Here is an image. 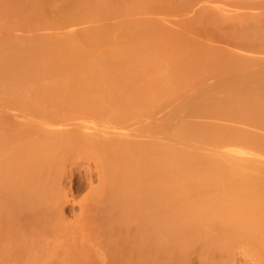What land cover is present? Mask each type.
Masks as SVG:
<instances>
[{
	"label": "bare ground",
	"instance_id": "1",
	"mask_svg": "<svg viewBox=\"0 0 264 264\" xmlns=\"http://www.w3.org/2000/svg\"><path fill=\"white\" fill-rule=\"evenodd\" d=\"M126 1H128L130 5L128 6L124 15L127 12L136 14L134 13V10L136 8L138 9V7H140L142 11H144V9L147 10V7L149 6L148 4H151L149 3L150 0H146V1L126 0ZM152 1L154 3L157 2L154 0ZM218 1H220V4L219 2L218 4H215V6L217 5V7L218 5L222 6L223 3L225 4L224 0H218ZM146 3L148 6L146 5ZM163 3L161 6L158 3L157 5H159V7L162 6L165 7L166 2L165 4ZM226 3H228V0L226 1ZM229 3L230 5L227 4L226 5L228 7L230 6L233 7L234 12L235 9L238 10V12H235L236 16L234 13L232 14V11H230L231 13L227 12L229 11V9L232 10L231 7L227 9L226 6L224 7L222 6L223 10L225 11H223L222 8H218L221 11L218 10L219 17L215 18L217 25L219 26L222 22L224 23V21L226 20H228V23L229 20L231 21L235 20L236 22L238 21L237 23H235L237 25L238 23L241 24L244 23L243 25H238L240 30L239 31L237 30L239 32L237 33V36H239V39L243 38L242 39L243 42L241 43L244 45L245 48L242 46L244 50H242L243 48L242 49L239 48V49L242 50V52L245 51V49L247 50L246 52L258 53V54L260 52V54L262 55V53H264V0H231ZM155 4L153 5L152 3V6H149L148 9H150V7L157 8ZM145 5L146 8L142 9V7H145ZM172 5H174L173 7H175L178 4H170V9L172 8L171 7ZM180 7L182 8V6ZM188 8L189 7H187V9ZM140 9H138V11L136 10L139 14H140L139 12ZM173 9L176 8H172V10ZM240 9H243L244 11L241 10L242 12H239ZM204 10L209 11V9L206 10L205 8H203L202 11L204 12L203 14L207 13ZM245 10H249V12ZM252 10L253 11L256 10V11L253 12ZM150 11L152 10L150 9ZM150 11L148 12L150 13ZM57 12L58 14H61V16L59 15L61 20L59 19L58 24L61 23V25L63 26L65 23L67 24V27L69 24H73V25L75 23L80 24V22H83L86 19V17L90 16V11L85 10L84 2L82 0H66L65 4L60 6ZM211 12H213V10ZM177 13L180 14L178 10ZM237 13L238 14L240 13V15H237ZM200 17L201 15L199 16V18ZM199 18L198 20L200 21L201 19ZM131 20L132 19H130V21ZM143 20L141 19V21ZM182 20H184V18ZM190 20L191 19H189L188 22ZM205 20L207 19H204V21ZM134 21L136 22V19H134ZM169 22H167L165 25H169L168 24ZM132 23L134 24V22L131 21L128 25L126 24L125 26L122 27L123 30L126 32V35H124L123 39L125 38V36L127 39L128 37L127 32L133 29ZM181 23L183 24V22ZM228 23L227 25H229ZM232 24L235 25L234 22ZM61 25L60 27H62ZM138 25H140V23ZM154 25L155 23L153 24V27ZM161 25L160 27L162 28L163 26H165V25L162 26ZM174 25L175 24L171 26L170 24V27L172 28L174 27ZM143 26L145 25L143 24ZM155 26L156 27L152 28V30L154 29L153 32L150 31V29L147 30V28H140V30L135 29V30H139V32L143 31L142 33L137 32L140 37L142 34V39H140L139 37L137 38L138 35H136L135 33L133 36L135 37V40L136 39L137 40L134 41L133 40L134 37L133 38L130 37L134 43H129L128 41L129 37H128L126 41L129 44H132V47L131 45L130 47L126 46L128 45V43L125 41L124 45L127 48L125 46L121 47L120 44L121 49L119 50L115 51V48H113L114 51H112V49L108 50L109 49L108 48L107 49L108 51L106 50L105 52L103 50L104 51L103 52L101 50V52L99 53H91L90 51H85V50L82 51L80 50V48L79 50H76L77 48H75L74 45L73 48L75 50L71 49L72 47L70 48L71 50H67L65 49L66 48L65 47L64 48L66 50L65 51L62 48L63 46L61 48L60 46L57 47L58 46L57 44H60L59 41H57V39H56L57 42L55 41L57 44H55V42L52 43L50 40L45 38L46 36L44 35H43L44 38L40 36V38L38 39L37 37L34 39L33 38L34 35L32 37L33 39L30 38L31 35H28L30 37L27 38L25 37L26 39L24 40V38L22 37L24 34H20L22 35L21 37L23 38V40L20 37L19 41H18V37L20 35L19 36L16 35L17 40L16 39L14 40L13 38L14 41H11L10 39L8 41L7 40L2 41L1 40L2 38L0 37L1 40L0 41V99L6 100L5 101L6 103L4 105L8 108V110H6L7 108L3 110L4 106H2L0 102L1 104L0 107H3L1 108V110H3L2 112L6 114L7 112H12L15 109H17V112L19 114H23L27 112L29 116H34L33 118H36L35 116H38L37 118L40 117V120L46 119L49 121V123L34 122L35 124H38V125L35 124L34 125L39 127V124L40 125L43 124L42 125L43 127L44 124H46L48 125V127L46 126L47 129L46 127H43L45 130H48V128H50L49 130H51V127L55 125L53 126V128L55 127V129L52 128L53 130L48 132L49 135L50 134L52 135L50 136L47 135L46 138L51 136L56 138L54 139L52 137L54 140L48 138L50 140L46 142L43 141V144H40L42 142L41 140L43 139H40L41 138L40 134H39L40 138L37 139L38 134L33 133L36 132V130L34 129H32L33 134L31 133L26 134L25 132L26 135H24V138L23 136L19 138L12 137L11 134L13 132L10 133V131L6 129L4 133L8 134V136H6L2 132L0 133V255L1 254L4 255V252L6 254L7 253L6 251H9L7 248L10 245L8 246V244L10 243L11 246H13L14 244L12 243L13 242L12 240L23 239V241H25L28 239L27 233L24 232L25 230L21 229L22 226H25L23 227L24 229L26 228V226L29 227L39 226L38 228H42L43 226L45 228L47 226H59L57 229L61 228L62 226H66L65 218L67 217V215L65 217L64 209H66L65 207L67 201H70L73 198L72 197L71 199L69 198L71 195L69 196L68 194L71 193L72 190L70 188L69 190L71 191L68 193L69 190L68 191L66 190L65 187L67 186V184L64 185L65 183L64 181L67 176H68L67 178H69V174H68L69 172H72L74 169L76 172V169L78 168L80 169L83 167V169H85L84 175H86L87 177L86 179H88V183L90 185V186L87 185V189L88 187L90 188V190L87 191L90 192V199L91 197L93 198L92 200L86 198V201L88 200L87 203L93 202L94 204H92V206L93 205L95 206V204L97 203L96 205L98 206L96 207H98L99 209L97 208L98 209L97 210L95 207L93 208H95L97 211L101 209L102 212H104L105 214L103 215L104 224L102 223V225L106 226V228L112 234L116 230L119 231L121 230L122 233V230L125 229H127V233L128 230L130 233L131 226H134L133 228H135V230L131 228L134 231L133 233L130 234V238H129L130 240H132V242L135 241L134 245L133 243L131 244L132 245L131 249H133V252L130 255L128 254L129 252H127V254L124 253L122 254L123 257L121 256V258L117 256V258L119 259L117 260L116 264H156L157 263L156 261L161 257L167 259V261L170 262L169 264H177L176 263L177 261L179 263V261L180 260L183 261L185 257L188 258L187 256H189L188 254L189 251L191 252V248L193 250L195 249L194 247H192L191 244L196 240L201 241V244L203 242L202 245L204 246L202 247L203 256L208 257L209 255L212 254V251L215 250L216 252H219V256L224 255L227 257V259L229 258L228 263L231 262L230 258H233L234 249H236L237 246L238 247L242 246V248L247 246L246 248L249 247L248 249H250L251 246H253L254 248L258 247L256 248V250L258 251L259 249V253L261 252L262 254H259L257 252L261 256L260 257L255 256V257L258 259V258H262V255L264 256V174L258 173V175L255 174L253 176H249L247 175V173L245 174V172H243L240 168H238L239 165L237 162L238 159L236 160V158L234 159V157H229L228 159L227 158L228 156H226L225 154L223 155V157L222 154H220L221 156L218 155L217 153L211 154L210 151L212 152V150H209L210 148L208 149L205 148V149L211 155H208V153L207 154L201 153L198 150L199 147L197 148L195 144H201L202 141L206 139L205 125L202 124L197 125L196 122H195L196 125H193L190 124L192 122L189 123L188 121L187 123L184 120L182 121V119L181 122L178 120L182 112L184 110L185 111L188 110L190 113H197V114L199 113V115L205 113L204 117L206 116V118L209 117L207 113L212 114L210 115V117L214 115L217 116L216 118L225 117L224 119L222 118L224 122L225 121L229 122V120H231L229 123H233V124L240 123L239 125H241L243 122H245L243 124L244 126L241 125L242 127L245 128L247 124L248 127L253 125L257 128H260V131L262 129L263 132L264 70L263 71L257 70L258 72H256L255 70H253L255 72L247 71L248 73L243 74L239 72V69L243 68V70L240 71L245 72V70H248L249 68L253 67L256 63H258L259 62L258 60H261L260 58L264 59L262 57L264 55H262L261 57L256 56L257 58L253 57L256 54L253 55L252 57L244 56L247 53L244 52L241 53L239 50L238 52L244 54L241 55V57L243 56L244 58L243 57L240 58L239 55L240 53L237 52L239 56L236 54L237 50L235 51V53H233L229 49L230 51L228 52L229 55H227L228 58L227 59L222 57L221 55L220 56L218 55L219 53L217 51V48L214 49L215 48L214 44L215 45H219V44L213 42L214 44L212 43L213 45V51H212V48L208 49V47L212 45L209 43L210 46H207L208 42L206 41L207 43H205L204 42L205 40L202 41V38H199L203 43H205V45L204 44L203 45L205 47L207 46L206 47V49H208L207 51L211 49V51L207 52L204 48L206 52L204 54L203 53L204 51L201 52L200 47H197L196 45L197 42H194L195 45H193L188 39L191 47L192 45L196 46L197 50L200 49L201 55H205V56L201 59V57L196 58V56L193 55L195 57L194 59L185 60L182 61V63L180 64L179 63L175 64L172 63L174 60L171 59L174 54L170 55L169 58L168 57L169 55L167 56L163 53L165 47L164 49L162 48L161 42L158 41L160 40L157 37L158 33L157 35L155 34L157 32V30L155 29H158L159 26L157 25ZM193 26L197 27L196 24ZM179 27H182V25ZM137 28H139V26ZM167 28H169V26H167ZM188 28H186L187 33L189 31ZM195 29L197 30V28ZM178 30L180 31V29ZM204 30H202V33ZM169 31L170 30H168V32ZM131 32H133V30L130 31V33ZM160 32H159V36L162 33H165V32L162 33ZM44 33L46 35V32ZM182 33L183 31H181L180 33L181 37L183 36V39L184 37L186 39V36L182 35ZM202 33L200 34L199 32L197 34L202 35ZM205 33L204 36L206 38ZM121 34L123 35V33ZM169 34L166 33L167 36ZM25 35L27 36V34ZM49 35L53 36V40L56 37V35L55 37L54 35L51 34ZM108 35L109 34L102 35V37L105 38L107 36L108 38L109 37ZM155 35L156 38L153 37ZM220 35L222 36V34ZM234 36L237 37L235 34ZM143 37L146 38L144 39ZM163 37L164 39L167 38L165 36ZM168 37L170 38V36ZM107 38L105 40H107ZM153 38H155V40ZM159 38L163 39L161 36ZM178 38H180L179 34H178ZM49 39H51V37ZM75 39H80V38H75ZM90 39L92 38H88L87 42L85 41V39L84 42H82L81 39L80 42L78 43L82 45L84 43L85 45L86 42V44L89 43L90 46L91 45L97 46L101 43V41H104L102 40L103 38H101V36L100 38L97 37L93 40ZM219 39H221V37ZM236 39H238V37ZM236 39L234 38L232 40H236ZM44 40L45 43L47 42V40L48 42L45 44ZM69 40L67 39V42ZM119 40L122 41V39L120 38ZM186 40H184V42ZM212 40L210 39L209 41ZM216 40L218 41V39ZM72 41H74V39H72ZM176 41H178V39ZM179 41L183 42V40H179ZM64 42L66 41L64 40ZM64 42L62 41V43ZM180 42L178 44H180ZM70 43L74 44L73 42ZM224 43H228V41H224ZM101 44H103V42ZM189 44L188 45L186 44L187 46L186 45L184 46L186 48H189L188 47ZM239 44L240 43L238 42V44L236 45ZM108 45L111 46V44ZM108 45L107 47H109ZM90 46L89 48L92 49V46L91 47ZM99 46L101 47V45ZM232 46H234V43ZM85 47L87 48V46ZM124 47L125 49H122ZM221 49L222 48L220 49L218 48L219 52ZM190 50L191 53L193 54L195 51H197L196 49L195 51H192V49L190 48L189 52ZM175 51H176L175 49L172 50V53H175ZM179 51L180 50H178L177 52ZM214 51L215 52L217 51L218 54L213 53ZM186 52L189 54L188 49H186ZM230 52L233 53L232 55L236 54L234 55L235 58H233ZM176 56L179 57L180 55L179 56L176 55ZM190 57L191 55L188 56V59ZM230 57L233 59L232 60L229 59ZM222 58H224V61L231 60V64L226 65L227 61L226 63L223 62ZM178 60L180 61L179 58ZM171 63L173 65H171ZM256 65H257L256 67H258V64ZM208 69L214 71V74L215 72L219 73V75L225 74L226 77L225 79L223 78L224 79L223 81H221L222 79L221 78L219 80L221 82L218 83L216 82L217 83L216 86L215 84H213V86L211 85V88H208L209 90L206 87L208 84L207 81L209 79L205 80L202 76L206 70L208 71ZM207 71L206 73L210 75L209 72ZM200 76H202V79L201 78L200 79L205 80L207 83L205 86L206 89L204 88L205 90L210 91V89L214 88L217 91L212 89V92H208V91L206 92L205 90H201L203 89L204 87L203 86L202 88H200L201 91L198 92L196 91V93L194 92L195 95L192 93V95H194L193 97H191L192 95L190 96L189 94L190 98L188 97L186 99H182L183 104L181 105L179 110L173 113V116L176 115L175 119L173 121L171 120L170 123L168 122L169 125L167 124V122L165 126L163 124L164 127H162V125L159 126L156 123L157 125V128L155 129L156 131H152L154 133L152 132L149 133V134L152 133L151 136L148 133L146 132L144 133V131L142 132L139 129V127L142 128L141 126H139L142 122L140 124L138 122L141 121L139 119H142L143 116H140L141 118H139L138 116H135V114L137 115L138 113H141V111H143L144 109L143 107L146 108L142 113L143 115L147 116L148 106L151 105L149 107L150 108L149 110L152 111V108L155 107L158 104V102H160L159 100L162 101L161 97L159 100L157 99L159 96H163L166 98H171V97L174 98V95L177 96V94H179L177 92L182 91L179 88H181L183 85L184 86L187 85L188 83H190L191 85L193 82H196L195 79H197ZM212 76L214 75L212 74ZM215 80L218 81L217 79ZM203 82H201L202 85ZM211 83L213 82L211 81L210 84ZM196 85L198 86V84ZM199 86L201 87V84ZM213 90L215 91V93ZM218 91L221 94H219ZM222 94L224 95L223 98L225 99H222L221 96ZM214 95L215 96L220 95L221 97L219 96L217 99H215ZM219 98H221L220 102H219ZM174 99H172V101ZM156 100H158V102H156ZM172 101H169V103H172ZM152 104H155V106L152 107ZM166 104H168V102ZM158 105H160V103ZM172 106L173 103L171 107ZM164 107L165 105H163V108ZM167 107L168 106H166V108ZM175 107L176 106H174L173 109ZM2 112L1 114H3ZM142 113L140 115H142ZM170 114L173 119L172 113ZM15 115L18 117V114ZM2 116L0 120H2V122L5 124L4 126L10 127L11 125H9L8 122L6 124V120H5L9 118V116H6L7 118L5 117V119L3 118L4 116L3 117ZM29 116L27 117L28 119ZM148 116L151 115H149L148 113ZM50 117L55 118L54 120L56 124L50 123L51 121ZM61 117H66L67 123L61 120ZM130 117H132V119L135 117L139 118L138 120L135 119L138 121L137 123L139 124V125L137 124L139 127L135 128L137 130H133V131L129 130V127L131 125L130 123L135 121L134 119L133 121H131L130 119L131 122L129 121V123H127ZM57 118H59L58 120H61V123L58 120H56ZM62 119L65 120V118ZM54 120L52 121L54 122ZM213 120L214 119L212 120L210 119L211 122ZM237 120L242 121V123L237 122ZM7 121H9V119H7ZM23 121L24 120H22L21 123L24 124ZM28 121H27L28 124H33V121L32 123ZM18 122L20 123V121ZM57 122L60 124L63 123L64 124L63 125L59 124L58 126L61 127L57 128L56 127L58 124ZM213 123L216 124L215 122H212V124L206 125L208 127L206 129L207 130L209 129L210 131L212 128L211 125H213ZM224 124L225 123L223 122L222 124L219 123V125H224ZM200 125H202V128L204 127L203 130L201 129ZM219 125H216L218 126L217 128L220 127ZM145 126L147 125H144L143 127ZM158 126L161 127L160 130L164 131V133H167V137L164 136L166 137L165 139L166 142L156 137L157 134L159 135L162 133V132L159 133L157 131V129L159 128ZM209 126L211 128H209ZM216 126L213 125L214 128ZM153 127L154 126H152V128ZM221 127H223L222 129L223 131L225 128L224 126ZM228 127L227 128L229 130L228 129L224 130L223 134L222 131H220L221 128L220 130L219 129L214 130V128H212V131L214 130L217 132L215 137L212 135L211 136L214 139L217 137L216 139L220 142L225 141L226 143H228V145L230 144L231 141L232 142L236 141L235 145L239 144L240 142L241 143L243 142L245 144L246 142L248 147L246 145L245 146L247 148L243 147L244 145L240 147L245 148L246 151L249 148L248 150H251V153L253 152L255 153L257 150L252 151L250 147L259 149L258 150L259 153L261 150L264 151V138H262L264 134L263 136L261 134L260 137L259 135L261 133L260 132L257 134L259 136L258 137V136H254L253 134L251 135V132L249 133L250 134L249 135L244 133L245 132L244 130H243L244 132L235 130L234 129L235 127L233 128L230 125ZM28 128L26 127V130ZM232 128L234 130H232ZM30 129L28 130L30 131ZM236 129H240V127ZM245 129L247 130V127ZM212 131H210V133L207 132V139L210 137L208 135L211 134ZM9 133L11 136H9ZM252 133L255 132L252 131ZM212 134H214V132H212ZM45 135L46 134L44 135L42 134V138H45ZM16 138H18L19 140H16ZM214 139H212V142L214 141ZM216 139L214 142H217ZM37 140L41 142L38 143ZM182 142H187L191 149L184 150L176 147L178 144ZM226 143L225 144L222 143L223 146L227 145ZM50 144L52 145V148H50L51 147ZM210 144L207 145V147L210 146ZM239 145H237L238 146L237 150H239L240 148ZM48 146H50L49 149H46L48 148ZM212 146L213 145H211V147ZM223 146L219 147L218 145L217 147L220 149ZM229 146L227 147L229 148ZM217 147L215 150H217ZM231 147L233 148L235 146H230V149ZM60 149H64V150L62 151ZM233 153H237V152H233ZM249 153L250 152L248 151V154ZM262 153L264 154V152ZM243 154L244 153H242L241 155L244 156ZM263 154H260L259 156L262 155L264 157ZM216 155L217 157H219V159L216 157ZM232 155L234 156L235 154ZM236 157H238V155ZM76 158L79 159V161ZM220 159H223L224 161ZM82 160L83 163H81ZM254 160L252 159L253 162ZM261 169L262 168H260V170ZM258 170L259 169H257L256 172ZM80 173L82 174L81 171L79 172V174ZM81 174L79 176H81ZM94 177L95 180L97 181V183L95 184L101 186V188L100 186L98 187L100 192L98 191V189L97 191H95L97 188L95 185L92 186L94 184V183L92 184V182L94 181ZM89 192H87L88 195ZM91 192H96V193L91 194ZM88 195L85 196L89 197ZM95 197L97 198L96 202H94ZM83 200H81L80 202H86L85 197L83 198ZM68 204L71 203L68 202ZM80 204L83 205V206L79 205L81 207L80 210L81 213L84 212V210L87 211V208L90 210V208L92 207L91 204H90L91 207L86 203L84 204L80 203ZM85 204L87 205L85 206V208L87 207L86 209L84 208ZM100 216H102V213ZM102 225L100 224V226ZM12 226L15 227L18 226V229H15L14 227L12 228ZM20 226L21 228L19 229ZM102 228L104 229V227ZM52 229L53 227L51 228V230ZM45 230L49 232L51 231L48 230L47 228ZM107 232L108 231H106V233ZM124 232H126V230ZM29 233L30 232H28V234ZM33 233L34 232L31 233L32 236ZM117 234L119 235L120 232L119 233L117 232ZM133 234H134L133 237L134 240L131 239ZM107 236L108 238H110L109 235ZM122 241H126V240H122ZM127 242L129 243V241ZM122 243L124 244V242ZM131 245H127V246H131ZM126 248L128 249L129 247ZM193 250L192 252L194 253L195 250L194 251ZM246 254L248 255L251 253L246 252ZM252 255L253 254H251V256ZM224 256L221 257L224 258ZM255 257L254 260H256ZM204 259L202 260L205 261V262L203 261L205 264L207 263L208 258H204ZM160 260L162 261V258ZM160 260L158 261V264L160 263L162 264ZM223 260L226 262H224ZM223 260L222 261L224 262V264L227 263V260L225 259ZM2 261L3 260H1L0 262ZM167 261L165 260V262ZM185 261H188V259ZM165 262L163 264H165Z\"/></svg>",
	"mask_w": 264,
	"mask_h": 264
},
{
	"label": "rangeland",
	"instance_id": "2",
	"mask_svg": "<svg viewBox=\"0 0 264 264\" xmlns=\"http://www.w3.org/2000/svg\"><path fill=\"white\" fill-rule=\"evenodd\" d=\"M65 1L66 0H0V37L2 38L1 40L3 41H8L9 39L11 40V41H14L15 39L17 40V38H16V35H20V34H24L23 36L22 35H20L19 37H18V41H19V39H20V37L22 36L23 38H24V40L27 38V37H30V36H28V35H31V37L30 38H32L33 37V35H34V39L37 37V39L38 38H40V36L41 37H43V35L44 36H46L45 38H47L48 40H50L52 43L53 42H55L56 41V39H57V41H59V43L60 44H57L56 42H55V44H57L58 46L57 47H59L60 46V48L62 47L63 49L65 48V49H67V50H71V49H74L73 48V45H74V47L75 48H77L76 50H79V48H80V50H82V51H90L91 53H99V52H101V50L103 51H105L106 52V50L108 49V50H110V49H112V51H114L113 50V48H115V51L116 50H119V49H121V47H123V46H125L124 45V43H125V41L128 39V37H129V43H134L133 41H132V39L130 38V37H134L133 35L136 33V35H138V33H140L139 32V30H140V28H147V30H149L150 29V31H152L153 32V30H152V28H154V27H156L155 25H157V26H159V30L158 29H155V30H157V32L155 33L156 35H157V33H158V39H160V40H158L159 42H161V46H162V48L164 49V47H165V49L163 50V53L165 54V55H169L168 57L170 58V55H172V54H174L173 55V57L171 58L172 60H174L172 63H182V61H185V60H190V59H194L195 57L194 56H196V58H200L201 57V59L205 56V55H201V53H200V49H201V52H203L204 54L206 53L205 52V50L207 51L209 48H212V51H213V45H212V43L214 42V43H216V44H219V45H215L214 43V46H215V48L214 49H216L217 48V51H218V53H217V51L215 52H213V53H216V54H218L219 56L221 55L222 57H224V58H227V55H229V51L231 50V52H233V53H235V51H236V54H237V52L240 50L239 48H243L244 47V45L241 43V42H243L242 41V39L240 38L239 39V36H237V33H239L238 31L240 30V28L238 27V25H243V24H241V23H238V25L237 24H235V23H237L235 20L233 21L234 22V24L235 25H233L232 23V21L231 20H229V23H228V20H226V21H224V23L222 22H220L221 24L218 26L217 25V23H216V20H215V18H217V17H219V11L218 10H220V9H218V8H222V6L224 7V6H226L227 7V9H229L230 7H228L227 5H230V1L228 0V3H226V1L227 0H224L225 1V4L223 3H221L222 4V6H220V5H218V7H217V5L215 6V4H218V2H219V4H220V1H218V0H191V1H189V0H174V1H172V0H164L165 2H166V5H165V7H159V5L161 6L162 5V3L164 2L163 0H154V1H157V2H153L152 0H150V2L149 3H151V4H148L149 6H152V3H153V5L155 4V6H157V8L155 7V8H153V7H150V9L152 10V11H150V9H148L149 8V6L147 5V3H146V5L148 6L147 7V10L148 11H150V13L147 11V10H145L144 9V11H142L141 9H140V7H138V9H140L139 10V12H140V14L137 12L138 11V9L136 8L135 10H134V13H136V14H133V13H126L125 15H124V13H125V11L127 10V8H128V6L130 5V3L128 2V1H126V0H82L83 2H84V8H85V10H88V11H90V16H88V17H86V19L83 21V22H80V24L79 23H75L74 25L73 24H69L68 25V27H67V24H65L64 23V25L62 26L61 25V23H59L58 24V21H59V19H60V16H61V14H58V9L60 8V6H62V5H64L65 4ZM146 1V0H145ZM162 1V2H161ZM171 1V2H170ZM178 2V3H176V2ZM179 1H180V4H179ZM185 1V2H184ZM195 1V2H194ZM212 1V2H211ZM213 1H214V3H213ZM223 1V2H224ZM165 2L163 3V4H165ZM169 2V3H168ZM188 2V3H187ZM191 2V3H190ZM193 2V3H192ZM211 2V3H210ZM222 2V1H221ZM157 3L159 4V5H157ZM161 3V4H160ZM170 4H178L177 6H175V7H173L174 5H172L171 7L172 8H176V9H173L172 10V8L170 9ZM181 4H184V5H181ZM204 4V5H203ZM227 4V5H226ZM146 5H145V7H142V9L143 8H146ZM168 5V6H167ZM180 6H182V8L180 7ZM193 6V7H192ZM197 6V7H196ZM202 6V7H201ZM220 6V7H219ZM159 7V8H158ZM180 7V8H179ZM185 7H186V9H185ZM187 7H189L188 9H187ZM192 7V8H191ZM225 7V8H226ZM162 8H164V9H162ZM195 8V9H194ZM203 8H205L206 10L207 9H209V11H205V12H209L208 13V15H207V13H205V14H203L204 12H202L203 11ZM213 8V9H212ZM155 9V10H154ZM158 9H159V11H158ZM162 9V10H161ZM170 9V10H169ZM193 9V10H192ZM231 9L232 10H230L229 9V11H227V12H229V13H231L230 11H232V14L234 13L235 14V12H238V10L237 9H235V12L233 11V7H231ZM137 10V11H136ZM175 10V11H174ZM177 10H178V12H180V14H178L177 13ZM184 12H183V11ZM191 10V11H190ZM195 10H196V12H195ZM213 10V12H211ZM215 10V11H214ZM222 10H223V8H222ZM244 11L243 9H240L239 10V12H242V11ZM155 11H157V12H155ZM162 11V12H161ZM201 11V12H200ZM221 11V10H220ZM223 11H225V10H223ZM222 11V12H223ZM245 11H248L249 12V10H245ZM253 11V10H252ZM254 11H256V10H254ZM253 11V12H254ZM154 12V13H153ZM167 12V13H166ZM173 12V13H172ZM199 12V13H198ZM211 12V13H210ZM138 13V14H137ZM161 13V14H160ZM168 15H166V14ZM175 13V14H174ZM194 13V14H193ZM226 13V12H225ZM172 14V15H171ZM201 15V17L199 18V16ZM231 14V15H232ZM60 15V16H59ZM169 15H170V17H169ZM178 15V16H177ZM180 15V16H179ZM198 15V16H197ZM230 15V14H229ZM237 15H240V13L238 14L237 13ZM176 16V17H175ZM184 16V17H183ZM191 18H190V17ZM194 16V17H193ZM197 16V17H196ZM203 16H205V17H203ZM235 16H236V14H235ZM142 17V18H141ZM179 17H181V18H179ZM187 17V18H186ZM206 17H208V18H206ZM220 17H221V14H220ZM63 18V17H62ZM178 18V19H177ZM184 18V20H182ZM186 18V19H185ZM193 18V19H192ZM195 18V19H194ZM198 18L199 19H201L200 21H201V23H200V21L198 20ZM211 18V19H210ZM130 19H132L131 21H133L134 22V24L132 25L133 26V32H131L130 33V31H132V30H130V31H128L127 33V39H126V36H125V38L123 39V37H124V35H126V32L123 30V26H125L126 24L128 25L131 21H130ZM134 19H136V22L134 21ZM137 19H138V21H141V19L143 20V21H141V22H138L137 21ZM151 19V20H150ZM180 19V20H179ZM189 19H191L189 22H188V20ZM204 19H207V20H205L204 21ZM33 20V21H32ZM61 20V19H60ZM146 20V21H145ZM148 20H150V21H148ZM178 20V21H177ZM208 20H209V22H208ZM210 20H212V21H210ZM130 21V22H129ZM167 21V22H169L168 24L169 25H165L166 23L165 22ZM180 21V22H179ZM184 21H185V23H184ZM187 21V22H186ZM193 21V22H192ZM195 21V22H194ZM198 21V22H197ZM203 21H204V23H203ZM61 22V21H60ZM146 22H147V24H146ZM148 22H149V24H148ZM161 22V23H160ZM164 22V23H163ZM174 22V23H173ZM181 22H183V24L181 23ZM229 24V25H227V23ZM136 23V24H135ZM140 23V25H138ZM152 25H151V24ZM155 23V25H154V27H153V24ZM181 23V24H180ZM199 25H198V24ZM203 23V24H202ZM208 24V26H207V24ZM209 23H210V25H209ZM76 24H78V25H76ZM143 24L145 25V26H143ZM165 25V26H163V28L162 27H160V25ZM170 24H171V26H173V24H175L174 25V27H170ZM187 24V25H186ZM195 25L196 24V26L197 27H195V26H193V25ZM203 26H202V25ZM60 25L62 26V27H60ZM66 25V26H65ZM131 25V24H130ZM137 25V26H136ZM147 25V26H146ZM150 25V26H149ZM161 25V26H162ZM182 25V27H179V26H181ZM192 25V26H191ZM203 27V29H202V27ZM231 25V26H230ZM237 25V26H236ZM72 28H71V27ZM135 26V27H134ZM139 26V28H137ZM150 28H149V27ZM152 26V27H151ZM167 26H169V28H167ZM206 26V27H205ZM235 26V27H234ZM245 26V25H244ZM57 27V28H56ZM64 27V28H63ZM166 27V28H165ZM180 29V31L177 29ZM192 28V29H189V28ZM199 27V28H198ZM208 27V28H207ZM220 27V28H219ZM231 27V28H230ZM237 27V28H236ZM241 27V26H240ZM52 28V29H51ZM54 28V29H53ZM59 28V29H58ZM162 28V29H161ZM177 30H175V29ZM186 28H188V30L190 31H188V33H190V34H188L187 32H186ZM195 28H197V30L195 29ZM243 28V27H242ZM241 28V29H242ZM245 28V27H244ZM45 29V30H44ZM135 29H139V30H135ZM161 29V30H160ZM166 31H165V30ZM172 29H174V30H172ZM184 29V30H183ZM199 29V30H198ZM206 30V33H205V30ZM68 32H67V31ZM135 30V31H134ZM144 30H146V29H144ZM164 30V31H163ZM168 30H170L169 32H170V34H169V32H168ZM202 30H204L203 31V33H202ZM218 30V31H217ZM238 30V31H237ZM120 31H121V33H123V35L120 33ZM122 31H124V32H122ZM161 31V32H160ZM181 31H183V33H182V35H184V36H186V39H185V37H184V39H183V36L181 37ZM194 31H196V32H194ZM237 31V32H236ZM44 32H46V35H45V33ZM54 32H56V33H54ZM67 34V36H66V34ZM70 32V33H69ZM138 32V33H137ZM143 32V31H142ZM141 32V33H142ZM155 32V31H154ZM159 32L160 33H162V32H165V33H162L160 36L163 38V39H161V38H159L160 36H159ZM177 32H178V34H179V37L181 38H178V34H177ZM200 32V34L202 33V35H198L197 33H199ZM235 32V33H234ZM241 32V31H240ZM38 35H37V34ZM48 33V34H47ZM58 33H59V35H58ZM65 35H64V34ZM166 33H168L169 35L168 36H170V38L166 35ZM172 33H173V35H172ZM174 33H176V34H174ZM187 33V34H186ZM195 33V34H194ZM204 33L206 34V38H205V36H204ZM219 33V34H218ZM232 33V34H231ZM25 34H27V36L25 35ZM35 34H36V36H35ZM41 34V35H40ZM49 34H51V35H54V37H55V35H56V37L54 38V40H53V36H50ZM106 34H109L108 36V38H107V36L104 38V37H102V35H106ZM121 34V35H120ZM130 34V35H129ZM193 34V35H192ZM197 34V35H196ZM218 34V35H217ZM220 34H222V36H223V38H222V36L220 35ZM229 34V35H228ZM234 34L238 37V39H236L237 37H235L234 36ZM49 35V36H48ZM156 35L155 36H153V37H155L156 38ZM165 36V37H167V38H165L164 39V37L163 36ZM188 35V36H187ZM195 35V36H194ZM207 35H208V37H207ZM50 38L51 37V39H49L48 37ZM58 36V37H57ZM65 36H66V38H65ZM73 36H75V37H73ZM100 36H101V38H103L102 40H104V41H101V43L103 42V44H99V45H101V47L99 46V45H91L92 46V49L91 48H89V43H87L86 44V42L88 41V38H92V39H90V40H93V39H95V38H97V37H99L100 38ZM122 36V37H121ZM173 36V37H172ZM177 38H176V37ZM194 36V37H193ZM198 36H201V37H198ZM204 36V37H203ZM210 36H211V38H210ZM21 37V38H22ZM26 37V38H25ZM62 37V38H61ZM71 37V38H70ZM73 37V38H72ZM140 38V39H142V34H141V37L138 35L137 36V38ZM147 37V36H146ZM146 37H143L144 39L146 38ZM221 37V39H219ZM230 37H232V38H230ZM5 38V39H4ZM7 38V39H6ZM13 38H14V40H13ZM23 38H22V40H23ZM32 38V39H33ZM44 38V37H43ZM75 38H80V39H75ZM107 38V40H105ZM119 38L120 39H122V41L121 40H119ZM155 38H153L154 40H155ZM174 40H173V39ZM193 38V39H192ZM195 38H196V40H195ZM199 38H202V41H204L205 43H207V46H210L209 45V43L212 45V46H210V47H208V49H206V47L204 46L205 45V43H203L202 41H201V39H199ZM230 38V39H229ZM236 39V40H232V39ZM42 39V38H41ZM67 39L69 40L68 42H67ZM72 39H74V41H72ZM82 39V40H81ZM84 39H85V45H84V43H83V45L82 44H80V43H78V42H80V40L82 41V42H84ZM87 39V40H86ZM131 39V40H130ZM167 39V40H166ZM178 39V41L179 40H183V42H184V40H186L184 43L183 42H180V44H178L179 42L178 41H176ZM188 39L190 40V42H191V44H193V45H195V43L194 42H197V47H200V49H198L197 50V47L196 46H193L192 45V47H191V45L189 44V41H188ZM192 39V40H191ZM212 40V41H209V40ZM216 39H218V41L216 40ZM224 39H226V40H224ZM0 40V41H1ZM48 40H47V42H48ZM60 40H62L63 42H64V40L66 41V42H64V43H62V41H60ZM76 40V41H75ZM78 40V41H77ZM89 40V41H90ZM115 40H118V41H115ZM134 41H136L135 40V37H134V39H133ZM156 40V41H157ZM171 40V41H170ZM195 40V41H194ZM222 42H221V41ZM230 40V41H229ZM21 41V40H20ZM107 41V42H106ZM120 41V42H119ZM175 43H173V42ZM187 41H188V43H187ZM198 41H199V43H198ZM207 41V42H206ZM217 41V42H216ZM224 41H228V43H224ZM234 41V42H233ZM236 41V42H235ZM23 42V41H22ZM42 42H43V40H42ZM46 42V43H47ZM70 42H73L74 44H72V43H70ZM75 42H77V43H75ZM81 42V43H82ZM110 42V43H109ZM118 42V43H117ZM127 42V41H126ZM169 43V45H168V43ZM221 44H220V43ZM238 42L240 43L239 45H236V44H238ZM44 43H45V40H44ZM45 43V44H46ZM68 43H70V44H68ZM116 43V44H115ZM128 43V42H127ZM128 43V45H126V46H128V47H130V45H131V47H132V44H129ZM163 43V44H162ZM167 43V44H166ZM172 43H173V45H172ZM201 43H202V45H201ZM229 43H231V44H229ZM233 43H234V46H232L233 45ZM63 44V45H62ZM78 46H81V47H78ZM108 44H111V46L110 45H108L109 47H107V45ZM120 44H121V47H120ZM188 45L189 44V48H186L184 45ZM199 44H200V46H199ZM204 44V45H203ZM223 44V45H222ZM65 45V46H64ZM115 45V46H114ZM182 45H183V47H182ZM186 45V46H187ZM222 45V46H221ZM53 46H54V44H53ZM68 46V47H67ZM85 46H87V48H88V50H87V48L85 47ZM90 46V47H91ZM96 46V47H95ZM114 46V47H113ZM125 46V47H126ZM167 46H168V48H167ZM171 46V47H170ZM172 46H173V48H172ZM178 46V47H177ZM201 46H203V47H201ZM220 46V47H219ZM243 46V47H242ZM56 47V46H55ZM72 47V48H71ZM125 47L124 48H122V49H125ZM176 47V48H175ZM71 48V49H70ZM97 50H96V49ZM103 48V49H102ZM105 48V49H104ZM127 48V47H126ZM179 48V49H178ZM185 48V49H184ZM192 49V51H195V49L197 50V51H195L194 52V54L193 53H191V50H190V52H189V49ZM204 48H205V50H204ZM218 48L220 49V48H222L221 50H220V52H219V50H218ZM225 48V49H224ZM232 48V49H231ZM234 48V49H233ZM245 48V47H244ZM244 48L242 49V50H244ZM64 49V50H65ZM94 49V50H93ZM168 49H169V51H168ZM176 50L175 51V53H172V50ZM186 49H188V52H189V54L186 52ZM227 49V50H226ZM230 49V50H229ZM75 50V49H74ZM96 50V51H95ZM98 50H100V51H98ZM107 50V51H108ZM171 50V51H170ZM178 50H180L179 52H177ZM242 50H240V52L241 53H247V54H250L251 52H246L247 50L245 49V51H243L242 52ZM66 51V50H65ZM98 51V52H97ZM103 51V52H104ZM181 51H182V53H181ZM185 51V52H184ZM209 51H211V49L209 50ZM209 51H207V52H209ZM166 52V53H165ZM168 52V53H167ZM183 52H184V54H183ZM230 52V53H231ZM240 52H238V53H240ZM180 53V54H179ZM202 53V54H203ZM212 53V52H211ZM221 53V54H220ZM233 53H231V55L233 54ZM239 54L240 55V58H242L241 57V55H244V54ZM262 53V52H261ZM236 54H234V55H236ZM247 54H245L244 56H253V55H255V56H253V57H256V56H259V57H261L262 55H264V53H262V55L260 54V52H259V54L258 53H251L250 55H247ZM258 54V55H257ZM176 55H180L179 57H177ZM183 57H182V56ZM187 55V56H186ZM191 55V57L188 59V56H190ZM194 55V56H193ZM212 55H215V54H212ZM230 55V56H231ZM234 55H232L233 56V58H235L234 57ZM238 55V54H237ZM238 55V56H239ZM226 56V57H225ZM231 56V57H232ZM175 57V58H174ZM180 57H182V58H180ZM229 58V59H233V58ZM258 57V58H259ZM263 58H264V56H262ZM167 58V57H166ZM177 58V59H176ZM178 58L180 59V61L178 60ZM224 58H222L223 59V62H225L226 63V61L227 60H225L224 61ZM239 58V57H238ZM244 58V57H243ZM257 58V57H256ZM176 59V60H175ZM182 59H184V60H182ZM228 59V58H227ZM261 60H258L259 62L258 63H256V64H258V67H256L257 65L255 64L253 67H251V68H247L248 70H245V72H242V71H240V70H243V68L242 69H239V72L240 73H243V74H245V73H248V72H258V71H263L264 70V59H262V58H260ZM231 60H229V61H227V63H226V65L228 64H231ZM230 62V63H229ZM171 63V65H173ZM256 67V68H255ZM253 68V69H252ZM255 68V69H254ZM258 68V69H257ZM250 69H251V71H250ZM253 70H255V71H253ZM258 70V71H257ZM177 71H179V70H177ZM207 71V70H206ZM206 71L203 73V78L205 79V80H208L207 81V83H206V81L205 80H201L202 79V76H200V77H198L197 79H195V81L196 82H193L192 84H194V85H190V83H188L187 85H183L181 88H179V89H181L182 91H179V92H177V93H179V94H177V96H175L174 95V98L176 99H174L173 97H171L172 99H174L173 101H172V99L171 98H166V97H163V96H159L157 99L159 100L160 99V97L162 98V101L161 100H159L160 102H158V100H156V102H158V104L160 103V105H158V107H157V105L155 106V104H152V107L153 106H155V107H151L152 108V111L151 110H149L150 108V106H148V113H149V115H151L152 116V118H155V119H152L151 118V116H148V113H147V116H145V115H143V111H144V109L146 108V107H143L144 109H143V111H141V113H142V115H140L141 113H138L137 115L135 114V116H138L139 118H141L140 116H143V118L142 119H139L138 117L136 118H133L134 120L135 119H139V120H141V121H137V120H135V121H133V119H132V117H130L129 118V120L127 121V123H129V121H130V119H131V121H133V122H131L130 124V127H129V130H131V131H133V130H137V129H135V128H138L139 126H141L142 128H143V130H142V128H140L139 127V129L143 132L144 131V133L146 132V133H150V132H152V131H156L155 129L157 128V125H159V126H161L162 125V127H164L165 125H166V122H167V124L169 125V123L171 122V120L173 121L174 119H175V116H173V113L175 112V111H177V110H179V108L181 107V105L183 104V100L182 99H186V98H188L189 97V94H190V96L192 95V93L195 95V93H196V91L198 92V91H201V90H205L206 88H205V86H206V84H207V89L208 88H211V85L213 86V84H215V86L217 85V83L218 82H221V81H223L226 77H225V74L224 73H222V74H224V75H219V73H217V72H215V74H214V71H211L210 69H208V71L207 72H209V74L210 75H208V73H206ZM211 71V72H210ZM248 71V72H247ZM212 74L214 75V76H212ZM219 75V76H218ZM211 76V77H210ZM208 77V78H207ZM214 77H215V79H217L218 81H216L215 79H214ZM217 77V78H216ZM201 78V79H200ZM207 78V79H206ZM211 78V79H210ZM219 78V79H218ZM222 78V79H221ZM224 78V79H223ZM199 79H200V82H199ZM221 79V81H219ZM214 80H215V83H214ZM203 81H205V82H203ZM213 82V83H211L210 84V82ZM201 82H203V85H202V83ZM217 82V83H216ZM196 84H198V86L196 85ZM201 84V87L199 86ZM190 85V86H189ZM204 86V87H203ZM210 86V87H209ZM191 87V88H190ZM203 87V89H201L200 90V88H202ZM187 88V89H186ZM195 88V89H194ZM199 88V89H198ZM205 88V89H204ZM185 89V90H184ZM190 89H192V90H190ZM197 89V90H196ZM212 89H214V88H212ZM212 89H210V91H208V90H205L206 92L208 91V92H212ZM215 90V89H214ZM213 90V91H214ZM185 91V92H184ZM189 93H188V92ZM215 91H217V90H215ZM215 91H214V93H215ZM181 92V93H180ZM183 92V93H182ZM188 93V95H187V93ZM195 92V93H194ZM186 93V94H185ZM218 93H219V91H218ZM219 94H221V93H219ZM179 95V96H178ZM194 95H192L191 97H193ZM184 96V97H183ZM215 96V95H214ZM213 96V97H214ZM220 95H216L214 98L215 99H217L218 97H219ZM222 96V99H225V98H223L224 97V95L222 94L221 95ZM220 96V97H221ZM163 98H165V99H163ZM190 98V97H189ZM171 99V100H170ZM3 101H4V103H3ZM6 100H1L0 99V102H1V104H2V106H4V108L3 107H0V110H1V108H3V110L4 109H6L7 107L4 105L6 102H5ZM166 101V102H165ZM169 101H172V103H173V106L171 107V105H172V103H169ZM221 101V98H219V102ZM224 101V100H223ZM162 102V103H161ZM168 102V104H166ZM176 102V103H175ZM0 104V105H1ZM169 104H170V106H169ZM163 105H165V107L163 108ZM22 106V105H21ZM166 106H168L167 108H166ZM174 106H176L174 109H176V110H174L173 109V107ZM160 107V108H159ZM157 108V109H156ZM162 108H163V110H162ZM146 109V110H147ZM172 109V110H171ZM3 110H1V112L3 111ZM6 110H8V108L6 109ZM16 110V111H15ZM14 111H12V112H7L6 114H4L3 112V114H1V112H0V118H1V116L5 119V117L6 116H9V118H7V119H9V121H7V119H5L6 120V124H7V122H8V124L9 125H11L10 127H6V126H4L5 124L2 122V120H0L1 122H0V133L2 132V133H4V131H6V130H9L10 131V133H12L11 135H12V137H22L23 136V138H24V135H26L27 133H31V134H38L37 135V139L38 138H40V135H41V138L40 139H43V140H41L40 142H39V140H37L38 141V143H40V144H43V141H48V140H50V139H56L55 137H53V136H51V137H48V138H50V139H48V138H46L47 137V135L48 136H50V135H52V134H50L49 135V133L48 132H50L51 130H53V129H55V127L53 128V126H55V125H53V124H56L55 123V118H53V117H50L51 119V121H50V123H53V124H51V125H53L52 127H51V125H50V127H51V130H49L50 128H48V130H45L43 127H48V125H46V124H44V126L42 127V125H40L39 124V127L38 126H35V125H38V124H35V123H49V121L48 120H46V119H41L40 120V117L39 118H37L38 116H35L36 118H33L34 116H29L28 114H27V112H25V113H23V114H19L18 112H17V109H15ZM154 110V111H153ZM158 110V111H157ZM159 110H160V112H159ZM173 111V112H171V111ZM156 111V112H155ZM187 111V112H186ZM184 110L183 112H182V114H181V118L179 119L178 118V120L181 122V119H182V121L184 120L185 122H187L188 123V121H189V123L190 122H192V123H190V124H193V125H199V124H202V125H205V132H206V139H204V141H202V143L201 144H195V146L198 148V150L201 152V153H205V154H207L208 153V155H211V154H213V153H217L218 155H220V154H222V157H223V155L225 154L226 156H228L227 158L229 159V157H234V159L236 158V160H237V162H238V168H240L243 172H245V174L247 173V175H249V176H253V175H258V173H260V174H264V162H262V161H264L263 159H264V157L262 156H259L260 154H263L262 152H264L263 150H261L260 151V153H259V149H255V148H252V147H250L251 149H252V151H256L255 153L253 152V153H251V150H248L247 149V151H246V149L245 148H247L248 147V145L246 144V142H245V144L242 142H240L239 144H237V145H239V147L240 146H243V147H245V148H243V147H240L239 148V150H237L238 149V146L237 145H235L236 144V141H231L230 142V146H235V147H231V149H230V146L228 145V143H226L225 141L223 142V141H218L216 138V140H217V142H214L215 141V139L212 137V136H214L215 137V135H216V132L217 131H214V130H220V128H221V130L220 131H222V129H223V127H221V126H224V130H227L229 127V125L230 126H234L233 128L235 129V130H239V131H242V132H244V133H246V134H249L250 132H251V135L253 134L254 136H258L257 134L258 133H260L259 135H260V137H261V134H262V136H263V134H264V129H263V132H262V129H261V131H260V128H257V127H255V126H253V125H251V126H253V127H251V126H245V128L247 127V130L244 128V127H242V126H244L243 124L245 123V122H243L242 123V121H239V120H237V122H241L242 124V126L241 125H239L240 123H238V124H233V123H229L231 120H229V122L228 121H225L224 122V118L225 117H218V118H221V119H218V118H216L217 116L216 115H214V116H211V117H213V118H211L210 117V115H212V114H208L207 113V115L209 116L208 118H206V116L204 117V115H205V113L202 115V114H200L199 115V113L197 114V113H190L188 110ZM153 112V113H152ZM169 113V114H168ZM170 113H172V116H173V119H172V117H171V114ZM185 113V114H184ZM15 114H18V117L15 115ZM144 114H145V112H144ZM194 114H196V115H194ZM20 115V116H19ZM26 117H25V116ZM29 116V119L27 118L28 116ZM191 115V116H190ZM199 115V116H198ZM22 116V117H21ZM24 116V117H23ZM134 116V115H133ZM147 117V118H145V117ZM195 116V117H194ZM203 116V117H202ZM189 117V118H188ZM25 118V119H24ZM53 118V119H52ZM60 118V117H59ZM59 118H57L56 120H58ZM62 118H65V120H66V117H61V120H63L64 122H66L67 123V120L65 121L64 119H62ZM149 118V119H148ZM168 118H171V119H168ZM200 118H201V120H200ZM205 118V119H204ZM216 118V119H215ZM30 120V119H33V120H30V121H28V120ZM49 119V118H48ZM146 119V120H145ZM191 119H193V120H191ZM197 119V120H196ZM204 119V120H203ZM209 119V120H208ZM210 119L212 120V119H214L212 122H215L216 124H214L213 123V125L214 126H216V125H219V123L220 124H222V122L223 123H225L224 125H219L220 127L219 128H217L218 126H216L215 128L213 127V125H211L212 126V128H214V130L212 131V128L209 126V128H211V130L210 131H212V132H214V134H212V132H211V134H209L208 136H210L208 139H207V132L208 133H210V131H209V129L207 130L206 128H208L206 125H210V124H212V122L210 121ZM228 119V118H227ZM227 119H225V120H227ZM22 120H24L23 122H24V124L23 123H21V121ZM52 120H54V122L52 121ZM61 120H58L60 123H61ZM143 120V121H142ZM150 120H151V122H150ZM217 120V121H216ZM219 120H221V121H219ZM18 121H20V123L18 122ZM27 121L28 122H30V123H32V121H33V124H28L27 123ZM46 121V122H45ZM62 121V122H63ZM69 121V120H68ZM152 121H153V123L155 124H153L152 123ZM157 121V122H156ZM179 121H177V122H179ZM198 121V122H197ZM200 121V122H199ZM204 121H206V122H204ZM232 121H234V120H232ZM236 121V120H235ZM27 124H26V123ZM35 122V123H34ZM75 122H77V121H75ZM79 122V121H78ZM140 124L141 122V124L139 125L138 123ZM149 122V123H148ZM169 122V123H168ZM195 122H196V124H195ZM201 122H203V123H201ZM211 122V123H210ZM3 123V124H2ZM58 123V122H57ZM60 123H58L57 124V128H60L61 126H58ZM70 123V122H69ZM133 123H136V124H133ZM147 123V124H146ZM156 123H157V125H156ZM159 123V124H158ZM205 123V124H204ZM208 123H210V124H208ZM35 124V125H34ZM64 124V123H63ZM63 124H60V125H63ZM134 126H133V125ZM139 126H138V125ZM147 125V126H145V127H143L144 125ZM163 124H164V126H163ZM177 124V123H176ZM9 125H7V126H9ZM125 125V124H124ZM129 125V124H128ZM137 127H136V126ZM154 126L153 128H152V126ZM202 125H200L201 126V129L203 130L204 129V127L202 128ZM227 125V126H226ZM236 125H238V126H236ZM42 128H41V127ZM133 126V127H132ZM158 126V127H159ZM24 127H25V129H24ZM26 127L28 128V129H30V131L28 130H26ZM47 127H46V129H47ZM150 127V128H149ZM198 127V126H197ZM228 127V128H227ZM240 127V129H236V128H239ZM4 128V129H3ZM23 128V129H22ZM41 128V129H40ZM53 128V129H52ZM133 128V129H132ZM145 128H147V129H145ZM200 128V127H199ZM232 128V130H234ZM241 128H242V130H241ZM250 128V129H249ZM252 128V129H251ZM254 128V129H253ZM259 129V130H257V129ZM6 129V130H5ZM17 129H19V130H17ZM32 129H34V130H36V132H33L32 133ZM139 129H138V131H139ZM145 129V130H144ZM161 129V127H159L158 129H157V131L159 132V133H161V134H157L156 135V137L158 138V139H160V140H162V141H164V142H166V137H167V133H164V131H162V130H160ZM230 129H231V127H230ZM250 131H249V130ZM13 130V131H12ZM33 130V131H34ZM39 130V131H38ZM207 130V131H206ZM223 130V131H224ZM229 130V129H228ZM244 130V131H243ZM253 132H255V133H252V131ZM8 131V132H9ZM22 131H24V132H22ZM222 131V134L224 133ZM259 131V132H258ZM20 134H18V133ZM25 132H26V134H25ZM45 132V133H44ZM219 132V131H218ZM10 133H9V136H11L10 135ZM17 135H15V134ZM22 133V134H21ZM24 133V134H23ZM44 135V134H46L45 135V138H46V140H45V138H42V134ZM48 133V134H47ZM152 133H154V132H152ZM152 133L151 134H149L150 136L152 135ZM6 136H8V134H6V133H4ZM14 134V135H13ZM40 134V135H39ZM164 134H166V135H164ZM218 134V133H217ZM155 135V134H154ZM212 135V136H211ZM250 135V134H249ZM33 136V135H32ZM164 136H166V137H164ZM218 136V135H217ZM53 137V138H52ZM164 137V138H163ZM259 137V136H258ZM18 138H16V140H19ZM34 138H36V137H34ZM145 138H148V137H145ZM211 138V139H210ZM262 138H264V136L262 137ZM53 139V140H54ZM212 139H214V143L212 142ZM35 140V139H34ZM52 140V141H53ZM59 140V139H58ZM205 140H207V141H205ZM209 140V141H208ZM37 141H35V142H37ZM34 142V141H33ZM55 142V141H54ZM54 142H53V144H54ZM206 142H208V143H206ZM227 142H229V141H227ZM37 143V144H38ZM51 143V142H50ZM211 143V144H210ZM222 143H226L227 145H224L223 146V144L221 145ZM35 144V143H34ZM48 144H49V142H48ZM52 144V143H51ZM50 144V146H48V148H46V149H49V147L50 148H52V145ZM56 144V143H55ZM203 144H205V145H203ZM210 144V146H208L207 147V145H209ZM216 144H218L219 145V147L220 146H223L222 148H218L217 146L218 145H216ZM232 144V145H231ZM211 145H213L212 147H211ZM247 147H246V146ZM215 146V147H214ZM226 146V147H225ZM227 146H229V148L227 147ZM237 146V147H236ZM63 147V146H62ZM61 147V148H62ZM176 147H178V148H180V149H184V150H190L191 148H190V146H189V144L187 143V142H182V143H180V144H178ZM216 147H217V150H215L216 149ZM201 148V149H200ZM208 149V148H210L209 150H212V152L210 151V153L211 154H209V152H207V150L206 149ZM242 148H243V150H242ZM253 149H255V150H253ZM60 150H64V149H60ZM197 150V149H196ZM208 150V151H209ZM222 150H223V152H222ZM228 150V151H227ZM215 151H217V152H215ZM230 151H233V152H237V153H233V152H230ZM248 151L250 152L249 154H248ZM51 152H52V150H51ZM238 153H244L243 155L244 156H242L241 154H238ZM246 153V154H245ZM257 153H258V155H257ZM228 154V155H227ZM232 154H235L234 156L232 155ZM238 155V157H236L237 155ZM255 154V155H254ZM229 155H231V156H229ZM240 155V156H239ZM248 155H250V156H248ZM257 155V156H256ZM264 155V154H263ZM213 156H215V155H213ZM221 156V155H220ZM248 158H247V157ZM259 156V157H258ZM216 157H217V155H216ZM256 157V158H255ZM218 159H219V157H217ZM221 158V157H220ZM226 158V157H225ZM259 158V159H258ZM77 159V158H76ZM252 159L254 160V162L252 161ZM78 161H79V159H77ZM220 160H222V161H224L223 159H220ZM250 160V161H249ZM258 160V161H257ZM262 160V161H261ZM81 161V160H80ZM257 162V163H256ZM81 163H83V160H82V162ZM261 166V167H260ZM256 168V169H255ZM260 168H262L261 170H260ZM79 169V168H78ZM78 169H76V172H75V169L72 171V172H69L68 174H69V178H67L66 177V179H65V183H64V185H66L67 184V186L65 187L66 188V190L68 191L70 188H71V190H69L68 191V193L71 191V193H69L68 195L70 196L69 198L71 199V197L73 198L72 200H70V201H67V204H66V209H64L65 211H64V215H65V217H66V215H67V217L65 218L66 220V226H60L61 228H59V229H57L59 226H47L46 228L48 229V230H51V228L53 227V229L49 232V231H47V230H45L46 228L44 227V230H43V227L42 228H38L39 226H37V227H35V226H26V228L24 229L23 227H25V226H22V228H21V226L19 227V229L21 228V229H23V230H25L24 232L25 233H27V235H28V239L27 240H25V241H23V239H20V240H18V239H14V240H12L13 242L12 243H14L13 244V246H11V244L9 243L8 244V250L9 251H6L7 253L5 254V252H4V255L3 254H1L0 255V259L1 260H3L2 262H3V264H116V262H117V260L119 259V258H117V256L118 257H120L121 258V256H122V254H124V253H126L127 254V252H129L128 254L130 255L132 252H133V249H131L132 248V243H133V245L135 244V241L134 242H132V240H130L129 238H130V234L131 233H133V231L135 230V228H133L134 226H131V228H133V229H131L130 228V233H129V230H128V233H129V235H128V233H127V229H125L126 230V232H124L125 230H122V233H121V230L119 231V230H116V231H114V233L112 234V233H110L109 232V230L106 228V226H103L102 225V223L104 222V217H103V215H105L104 214V212H102V210L100 209L99 211H100V213H99V211H97L99 208L98 207H96V206H98V205H96L95 204V206L93 205L92 206V204H94L93 202L91 203L90 202V200H92L93 198L91 197V199H90V192L89 191H87V190H90V188L88 187V189H87V185H89V183H88V179H86L87 177H86V175H84L85 174V169H83V167L82 168H80L79 170ZM257 169H259L257 172H256V170ZM240 170V171H241ZM81 171L82 172V174H81V176H79L80 174H79V172ZM259 171H261V172H259ZM77 172H78V174H77ZM71 176V177H70ZM85 176V177H84ZM67 180V181H66ZM86 180H87V182H86ZM94 181H96L95 180V177H94ZM92 182V186H96L97 188H96V190L95 191H97V189H98V187L100 186V185H97V184H95V183H97V181L96 182ZM88 183V184H87ZM86 186V187H85ZM90 186V185H89ZM68 187V188H67ZM78 187H79V189H78ZM100 188H101V186H100ZM81 189V190H80ZM94 190V189H93ZM98 191H99V189H98ZM87 192H89V195L87 194ZM100 192V191H99ZM95 194L96 192H91V194ZM97 194H98V192H97ZM96 194V195H97ZM85 195H88L89 197H86ZM98 196V195H97ZM85 197V201H86V198H88V199H90L89 200V202L90 203H87V201L86 202H80L81 200H83V198ZM99 197V196H98ZM95 200V201H94ZM94 202H96L97 201V198L95 197L94 198ZM73 201V202H72ZM84 201V200H83ZM68 202L69 203H71V204H68ZM75 202V203H74ZM77 202V203H76ZM86 203L87 205H89L90 206V204H91V208H90V210L91 211H93V212H91L87 207V211H85L84 210V212H80V210H81V207L80 206H83V205H81L80 203ZM84 205V208H85V206H87V205ZM80 205V206H79ZM93 207H95V208H93ZM80 208V209H79ZM85 208V209H86ZM93 209V210H92ZM91 213H90V212ZM88 212V213H87ZM66 213V214H65ZM81 213V214H80ZM87 213V214H86ZM101 213H102V216H100L101 215ZM99 214V215H98ZM84 215V216H83ZM100 217H102V218H100ZM102 219V220H101ZM67 220H68V222H67ZM71 221V222H70ZM101 222V223H100ZM100 224L102 225V226H100ZM104 224V223H103ZM68 225V226H67ZM15 228V229H18V226H12V228ZM32 227H34V228H32ZM49 227V228H48ZM51 227V228H50ZM102 227H104V229L102 228ZM130 227V226H129ZM29 228V229H28ZM32 228V229H31ZM106 228V229H105ZM14 229V230H15ZM31 229V230H30ZM61 229H62V232H61ZM129 229V228H128ZM22 230V231H23ZM33 230V231H32ZM102 230H104V231H102ZM34 232L33 233V236H32V232ZM39 231V232H38ZM54 231V232H53ZM57 231H59V232H57ZM106 231H108L107 233H106ZM28 232H30L29 234H28ZM117 232L119 233L120 232V234L118 235L117 234ZM55 233V234H54ZM110 233V234H109ZM117 235H116V234ZM31 234V235H30ZM127 234V235H126ZM107 235H109V237L110 238H108V236ZM111 235V236H110ZM115 236V238H114V236ZM30 236H32V237H30ZM122 236V237H121ZM128 236V237H127ZM132 236V235H131ZM133 237H134V234H133V236L131 237V239H133ZM124 238H127V239H124ZM109 239V240H108ZM22 240V241H21ZM122 240H126V241H122ZM134 240V239H133ZM120 241V242H119ZM127 241H129V243L127 242ZM197 241V240H196ZM194 241L191 245H192V247H194L195 249V251L191 248V252L189 251V256H187L188 258H186L185 257V259L182 261V260H180L179 261V263L181 264L182 262H184L185 260H187L188 259V261H185L184 263H182V264H204V258H208V260H207V263H205V264H224V262H226V261H224L223 259H225V260H227V263H228V259H227V257L226 256H224V255H221L222 257L224 256V258H222L221 256H219V252H216L215 250H213L212 251V254L211 255H209L208 257L207 256H203V250H202V247H204V246H202L203 245V242H202V244H201V241ZM122 242H124V244L122 243ZM123 245H122V244ZM201 244V245H199V244ZM120 245H122V246H120ZM127 245H131V246H127ZM117 246V247H116ZM125 246V247H124ZM244 246V245H243ZM126 247H129L128 249L126 248ZM135 247V246H134ZM247 247V246H246ZM246 247H243L242 248V246L240 247H236V249H234V256H233V258H230V263H228V264H259V263H261V264H264V259H263V255H262V258H256V257H260L261 255H259V254H262L261 252L259 253V249H258V251L256 250V248H258V247H256V248H254L253 246H251V248L250 249H248V248H246ZM253 247V248H252ZM10 248H12V249H10ZM121 248V249H120ZM6 249V250H7ZM120 251H119V250ZM127 249V250H126ZM132 251H131V250ZM249 250V252L251 253V254H253L252 256H256L255 258H256V260H254V257H252L251 256V254H246V252L247 253H249L248 252V250ZM252 249V250H251ZM255 249V250H254ZM116 250V251H115ZM192 250L194 251V253L192 252ZM245 250H247V251H245ZM252 252H251V251ZM254 250V251H253ZM131 251V252H130ZM11 252V253H10ZM117 252V253H116ZM236 252V253H235ZM259 254H258V253ZM190 253H191V255H190ZM113 254H114V256H113ZM115 254H117V255H115ZM119 254V255H118ZM218 254V255H217ZM254 254H256V255H254ZM257 254H258V256H257ZM200 255H202V256H200ZM250 255V256H249ZM123 257V256H122ZM190 257V258H189ZM220 257V258H219ZM226 257V258H225ZM116 260H115V259ZM162 258V261L160 260ZM161 258H159L156 262V264H158V261L160 260V262H162V264L165 262V260L167 261V259H165L164 257H161ZM164 258V259H163ZM202 259H204V260H202ZM221 259V260H220ZM260 259H262V260H260ZM0 260V261H1ZM111 260H114V261H111ZM211 260H213V261H211ZM224 262H223V261ZM257 260H260V261H257ZM204 261V262H203ZM256 261V262H255ZM2 262H0L1 264H2ZM112 262H114V263H112ZM159 262V263H160ZM168 262V263H167ZM167 262H165V264L167 263V264H169L170 262L169 261H167ZM214 262V263H213ZM220 262H222V263H220ZM258 262V263H257ZM177 264H179L178 263V261L176 262ZM227 263H225V264H227ZM161 264V263H160Z\"/></svg>",
	"mask_w": 264,
	"mask_h": 264
}]
</instances>
